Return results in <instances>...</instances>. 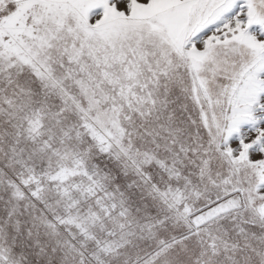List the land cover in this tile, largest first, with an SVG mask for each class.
<instances>
[{"label": "snow or ice", "instance_id": "obj_1", "mask_svg": "<svg viewBox=\"0 0 264 264\" xmlns=\"http://www.w3.org/2000/svg\"><path fill=\"white\" fill-rule=\"evenodd\" d=\"M0 264H264V0H0Z\"/></svg>", "mask_w": 264, "mask_h": 264}]
</instances>
